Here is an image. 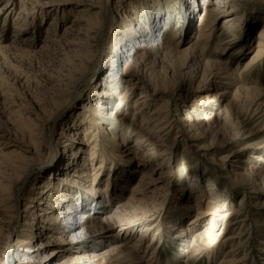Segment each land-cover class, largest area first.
Returning <instances> with one entry per match:
<instances>
[{"label":"bare ground","instance_id":"obj_1","mask_svg":"<svg viewBox=\"0 0 264 264\" xmlns=\"http://www.w3.org/2000/svg\"><path fill=\"white\" fill-rule=\"evenodd\" d=\"M149 1L150 4L142 0L135 6L138 7L143 2V5L139 6L144 11H153L147 15L150 21L152 15H155L152 21H155L153 24L156 28L152 27L151 30L143 27L140 20L134 17L138 12L137 7L133 6L129 10L124 8L118 28L113 30L119 8H123L121 3H126V0H100L98 5L84 1V5L90 9L88 11H99L100 21L77 18L67 25L60 35L57 34V22L50 23L38 54L40 59H44L43 62H47L51 77L58 82L60 88L49 100H45L44 105H36V111L31 113L34 119L28 117L24 120L26 127H23L19 140L15 138L12 145L0 143L4 145L3 148L0 145V248L7 252L6 257L4 256L5 262L0 264H17L20 253L24 258L22 264H46L48 260H44L49 255L44 257L43 261L31 260L30 257H37L41 251L47 250L54 243H64L68 240L71 244L74 238L80 235L73 234L68 237L63 233L81 225L88 224V227L85 226L86 230L91 226H100L97 232L109 231V228L113 227L110 222L112 219L115 220L114 226L119 228V232L110 239L125 236L124 242L110 247L101 256H68L61 264H94L100 257H106L103 264H155L152 260L159 257L158 247L162 248L165 243L160 230L163 217L155 222V215L163 207V203H159L162 187L158 184L168 170L165 158L167 149L162 142L166 141L167 138L164 137L173 129L172 124L181 126L183 132L191 139L190 134L200 133L202 121L206 117H213V111L227 107L234 100L245 102L243 94H246V98L249 95L254 96L251 99L254 104L255 99L264 92L258 88L244 87L242 80L244 72L260 67L259 64L264 60V24L256 31L253 54L243 66L239 62L244 58V51H249L246 44L251 43L253 37L249 38V34L247 36L243 33L239 36L231 34L232 38H229L224 34H229L232 27L238 29L242 26L241 20H236L233 11L226 9L225 0H202L204 9L198 17L199 23L196 27L192 25L195 11H186L184 15L188 27L182 32L184 39L176 46L168 31V22L172 20L165 11L168 8L163 9L160 0ZM9 3L10 1L5 4L0 17L11 6ZM186 3L189 1H179L182 8L187 6ZM146 5L149 8L144 7ZM220 13L226 15L222 22L223 32L218 34V39L214 42L213 34L217 28V19L222 16ZM28 14L25 7L20 9L16 19H20L23 24L16 26L18 28L15 30L20 38L14 33L12 39H15L6 44L0 37V52L14 48L27 55H35L30 49L31 41L23 39L28 29ZM163 14L166 15V20L160 21L158 15L162 17ZM109 22L110 34L105 41V30ZM176 24L179 25V21ZM96 25L100 26L97 31ZM195 28H198L197 36L192 40ZM69 35L72 37L68 38ZM124 37L131 39L132 43V40L136 39L134 44L142 48L143 52L136 55L134 50L129 49V44L125 43ZM149 41L150 44H144ZM186 44L191 45L185 47ZM96 46L97 53L93 56L91 50ZM228 53L231 57L239 58L233 60L230 57V61L223 59L222 56ZM108 62L110 70L104 74ZM120 63L125 67L124 72L119 75ZM199 75L201 79L197 87H190L185 83L188 78L192 80ZM89 80L91 84L87 86ZM209 80L210 85L207 84ZM84 87V92H79ZM233 88L235 92L231 95L229 90ZM133 89L139 91V96L133 106L135 109L134 116L130 119V127L136 126L139 121L141 125L136 133L131 135L124 120L127 119L131 108L129 100ZM212 89L215 90L214 94H210ZM158 98L167 99V111H163L164 108L161 107L155 108V99ZM228 98L231 100L228 101ZM170 102L175 104L176 114L173 117H170ZM224 102L226 104L223 106ZM254 106L257 107L252 114L264 112V105ZM210 111L212 113L209 114ZM221 112L223 110L219 113ZM35 121L40 124L34 126ZM61 121L60 131L55 133V130L54 134H51L49 129L52 124L55 123L56 126ZM34 130L38 136H42V142H36L37 135ZM204 131L206 130L202 132ZM132 137L135 138L134 145L126 140H132ZM43 145L48 146L50 151L45 160L39 158L40 147ZM12 147L15 150L3 151ZM126 152L128 157L125 160ZM233 163L236 165L232 166L230 173L236 178L250 174L253 179H257V175H254L256 168L247 169V172L240 166L246 163L244 160H235ZM44 169L50 170L49 177L53 176L43 182L37 181L38 177L31 181L34 175L42 173ZM241 170H244L243 174L238 172ZM107 171L108 176L104 179ZM57 172L61 173L60 177H57ZM157 172H160L158 180L153 178ZM128 173L132 179L138 173L141 175L126 202L121 203L123 196L118 193L127 189L125 183H128ZM89 179H92L91 185H87ZM199 179L203 182L201 177ZM114 183L118 187L116 190L113 188ZM206 183L207 187L211 186L208 181ZM187 186L189 192L182 197L185 202H179L181 208L173 205L180 211L172 214L173 217L170 218L173 219H170L172 222L168 223L166 232L168 234L176 229L175 219H181L182 215L189 216V212L193 208L196 209L194 218L180 229L176 237H170L179 246L185 245L191 237L190 247L185 251L188 254L185 264H196L199 258L237 238L230 236L224 239L226 230L232 227L231 222L237 219L239 210L238 213L229 211L231 197L229 198L227 192L217 193L214 187H210L205 194L198 182ZM253 192L257 194L259 191ZM112 200L115 204L109 209ZM244 200L245 198L241 200L239 206H243ZM192 201L194 204H189ZM110 212L113 213L109 216ZM219 224L222 227H218ZM21 227H26L28 240L19 242L17 238L16 242L11 244V239L19 235ZM136 228L140 230L139 237L129 243ZM37 231L40 233L38 236ZM194 231L197 232L193 233ZM157 240L160 243L155 248ZM3 243L7 245L4 249L1 247ZM239 244L234 245L218 264H244V259L237 257L239 253L236 252L241 248ZM21 246L26 247V250L21 249ZM152 250V256L143 261L145 252ZM62 252L64 249L60 248L52 251L50 255L54 258Z\"/></svg>","mask_w":264,"mask_h":264},{"label":"rangeland","instance_id":"obj_2","mask_svg":"<svg viewBox=\"0 0 264 264\" xmlns=\"http://www.w3.org/2000/svg\"><path fill=\"white\" fill-rule=\"evenodd\" d=\"M9 1L11 3V6L0 17V37H2L1 40H4L6 44H9L12 42V40L15 39H12V36L14 35L16 28H18L16 26L23 24L20 19L16 18L18 17L17 15L20 9L22 7H25L27 13H29L26 16L28 20V29L27 33L25 34L26 36H22V38L24 37L23 39L31 41L30 49L35 52V55H27L23 52H19L20 50L18 51L14 48H12L13 51L12 49H9L7 51L5 50L4 52H0V143H11L10 145H12L15 138L19 140V138L21 137V131L23 132L24 130L23 127H26V122L24 120L28 117L34 119V116L32 117L31 113L36 111V105L38 103L40 105H44L45 100H49L54 92L60 88L58 82H56V80L51 77L52 73L49 71L50 68L47 65V62H43L44 59H40L38 54V49L43 44V39H45V36L47 35L46 33L48 32L50 23L53 21L57 22V34L60 35L61 33H63L65 27L69 24H72V21L76 20L77 18H83L82 20L100 21L99 11L97 9L88 11V6L84 5V1H89L93 4L98 5L100 0H0V14L4 11L3 8ZM117 1L119 2L120 0ZM140 1L142 0H126V3H121V6H123V8H119V13L114 22L113 30L118 28L120 15L124 13L125 9L129 10L130 8L137 7L135 6V4H138ZM145 1V3L150 4L149 0ZM160 1L163 9H169H165V11H167V15H169V19H172L168 22V31L171 34L174 46H176V44H178L180 40L184 39L182 32H184L188 27V23L185 21V12L187 11V13H189L190 11H195L192 25H195L196 27V25L199 23L198 17L199 15H202L204 3L202 0H188L189 3L185 4L187 6H183L182 8L181 5H179L180 0ZM225 1L227 2L226 9L233 11L232 13H234L237 17L236 20H241L242 26H240L238 29L232 27L230 29L231 32H228L229 34H227L226 32H224V34L227 37L229 36V38H232L231 34H236L239 36L243 33H245L246 35L249 34L250 36L247 35L249 36V38L253 37L251 43L249 42V44H246V47L247 49L249 48V51H244V58L241 62H239L240 65L242 63V65L244 66V64L249 61L251 55L253 54L255 42L254 36L256 34V31L260 29L264 24V0ZM141 3L142 4L139 5H143V2ZM118 5H120V3H118ZM139 5L137 7L138 13H136L134 17H136L137 20H140L143 27L151 30L152 27H155V25L153 24L155 23V21H152L155 15H152L151 21L148 20V13H153V11L147 10L149 12H146ZM144 7L148 6L146 5ZM178 8L182 9L178 10ZM220 15L222 16H220L221 18L217 19V28L215 29L213 34V36H215V41L213 40L214 42H216V40L218 39V34L223 32L222 22L224 21L226 15L225 13H220ZM22 17L23 16L21 15L20 18ZM158 17L160 21L166 20V15L164 14L162 15V17L158 15ZM178 21L179 25L176 24ZM177 25L179 26V28ZM99 27L100 26L96 25V31L99 29ZM197 30L198 28H195L192 40L197 36ZM109 34L110 22L109 26L107 25V29L105 30V41L108 39ZM15 35L18 36L19 34L15 33ZM117 35L119 34L117 33ZM238 36H236V40L239 39ZM18 37L20 38V35ZM71 37L72 36L70 35L68 36V38ZM125 38L126 37L123 38L124 41L126 40L125 43L129 44V49L134 50V53H137L136 55L143 52L142 48H139L134 44L136 39H133L132 43L131 39L128 40V38ZM249 38L247 37V40H249ZM144 44L148 45L150 44V41ZM188 45L191 44H186L185 47ZM91 51V55L94 56L97 53V46L94 47ZM230 57L231 56L229 53L228 55L226 54V56H222L223 59H228L229 61L231 60V58L233 60L239 58L238 56H232L231 58ZM107 64L108 65L104 71V74H107L110 70V62H108ZM259 65L260 67L258 66L248 70L247 72H244V74L242 75L244 87L258 88L264 91V60ZM243 66H239V68ZM124 67L125 66L123 65V63H120L118 65L119 75L124 72ZM200 79L201 77L199 75L192 80L188 78L185 83L190 85V87H197L200 83ZM210 83L211 80L207 81V84L210 85ZM86 84L87 86L90 85L91 80H89ZM123 89L124 87L121 89L122 92ZM84 90L85 87L82 88L79 92H84ZM210 92V94H214L215 90L212 89ZM229 92L232 95L234 94L235 89L233 88L229 90ZM245 95L246 94L242 95L245 98L244 100H246L245 102H241L242 104L237 102V100H234L230 104L227 103V105L229 104L227 107H220L218 108V110L213 111V117H211L212 120L210 117H206L204 121H202V128L200 129V133H197L195 135L194 133L190 134L192 137L191 139L187 133L183 132L182 127L176 123L172 124L173 129L166 137H164L167 138L166 141L162 143L167 149V156L165 158H167L168 170L164 175V178L161 180V183L158 184L160 187H162L160 197H162L163 199L161 198L159 200V203L162 202L163 207H161L160 211L157 213V215H155V222L161 220V216L163 217V221L161 220L160 222V230L162 233L161 236H163V241L165 243L162 248H159L158 245L160 241H156L155 248L158 247L157 255L159 257L158 259H153V263L185 264L186 258L188 256L185 251L190 247L189 245L192 240L190 239L191 237L183 246H179L178 244H176L175 241H172L170 237H176V235H178V233L180 232V229L185 227V225H187L190 220L194 218L196 209L193 208L189 212V216L182 215L180 216L181 219L176 217L178 219H175L176 221H174V224H176V229L168 234L166 231L168 223L172 222V220H170L173 219L170 218L173 217L172 214H177V212L180 211L178 209L181 206L179 202H185L182 197L189 192V187L187 185L198 182L205 194H207V190L210 187H214L217 193L227 192L229 194V198L231 197L229 199V211L238 213L239 210V213L237 215V219L231 222L232 227L226 230L224 239H227L230 236H236L237 238L230 240L224 246L218 247V249L212 251L213 254H206L203 257L199 258L196 264H218L222 260V257L225 256V254H227L234 245H238L239 243L241 248L236 253H239V256H237L238 258L244 259V264H264V112L262 111L258 114H252L253 110L257 107L254 106V104L259 105V107L264 105V92L255 99L257 102L255 101L256 103L254 102V104L252 102L253 100L251 101L254 96L249 95L248 98H246ZM138 96L139 91L133 89V95L131 94V99L129 100L131 108L128 111L127 119L124 120L125 126L127 127V129L129 128L131 135L136 133L137 129H139L141 125V121H139L136 126L130 127V119H132L134 116L133 112L135 107L133 106L136 102V97ZM155 96H157V94H155ZM238 98L239 97H237V99ZM156 99L154 103L155 108L158 109L159 107H161L164 108L163 111H167V99ZM229 100H231V98H228V101ZM225 104L226 103L224 102L223 106ZM169 110H171L172 112L170 117H173V115L176 114L175 104L173 102L169 103ZM221 110H223V112L219 113ZM210 113H212V111H210L209 114ZM35 122L34 126L40 124L38 121ZM61 124L62 121L57 123L56 126L55 123L52 124V128L49 129V132H51V134H54V131L56 130L55 133H58L61 129ZM203 130L206 131L202 132ZM34 134H38L36 130H34ZM163 134H161V136ZM35 138L36 142H42V136L37 135ZM126 140L128 141L127 143L131 145H134L135 143V138H133L132 140L127 138ZM3 147L4 145H2V148ZM12 149L15 150V148L12 147L9 149L6 148L3 151L10 152V150L12 151ZM40 149L39 153H41V155L39 156V158L42 160L47 159L50 154L48 146L43 145L42 147H40ZM128 152L124 153L125 160L128 157ZM235 160H244L246 163L240 166L242 168H245L246 170L256 168L257 174L255 173L254 175H257L258 180L253 179L254 177L252 178V175L248 173L247 176L240 178H236L234 175H232L230 173V170L232 169V166L236 165L235 163H233ZM42 171V173H37V176L34 175L31 178V181H33L36 177H38L37 181L39 182L48 180L50 170L44 169ZM238 172L243 174L244 170ZM108 173V171L105 173L104 179L108 176ZM129 174L130 173H128L126 180V182L128 183H125V186H127V191L125 190V192L123 193H118L119 191H116L119 195L123 196L121 197V203L126 202L125 200L129 197L132 187L137 183L141 175L140 173H138L132 179V176ZM60 175L61 173L57 172V177H60ZM52 176L53 175H51L49 178H51ZM159 176L160 172H157V174L153 175V178L158 180ZM199 177L202 178L204 183L200 181ZM104 179L103 182L105 181ZM90 180L92 179H89L87 185H91L92 181ZM115 181H117V179ZM206 181H208L209 185L211 186L207 187ZM103 182L102 184L104 186ZM116 183H118V181ZM116 183H114L113 187L115 190L118 189V187L115 186L117 185ZM256 189L259 191L257 194L253 192L257 191ZM244 198L245 203H243V206H239V203ZM113 202L114 200L111 201L109 209H111L112 205L115 204ZM193 202L194 201H192L191 203L189 202V204H194ZM173 205L177 206L178 208L176 209L175 206L173 207ZM114 208L115 206L113 207V210ZM241 211H243V213ZM112 213L113 212H110L108 215L110 216L112 215ZM157 216H159L160 218H158ZM110 222L113 224V227L109 228V231L104 230L101 233L97 232V230L100 229V226H91V228L88 230L85 229V226L88 227V224L85 226H78L68 233H63V235H66L68 237L73 234L77 236L80 235V237L78 236V238H74V242H71V244H69V241L67 240L64 243H54L52 244L53 246H50L47 250L43 252L41 251V253L37 257L34 256L33 258H30L31 260L39 261V259H41V261H43L44 257L49 255L47 259L44 260L45 262L48 260L46 264H61L66 258H68V256L71 258L77 255L101 256V254L103 255L110 249V247L120 245V243L124 242L125 240V236H120L119 238L114 240L110 239L111 236H114L119 232V228L114 226L115 220L112 219V221ZM155 222L153 224H155ZM218 227H222V225L219 224ZM25 229L26 227L19 228L20 233H18L19 235H16V238L11 239V244H14L17 238L19 242L28 240L29 235ZM82 230L87 233L84 234ZM195 232L197 231H194L193 233ZM38 234L40 233L37 231V236ZM139 234L140 230L136 228V231L132 235L133 237L131 238V240H129V243L132 241L134 242V240L139 237ZM166 235H168V237ZM6 246L7 245L5 243L1 244L2 248H5ZM20 248L26 250V247L24 246H21ZM60 248L64 249V252L56 255L53 258L50 255L51 252L54 250H59ZM153 251L154 250L146 251L143 255V261H147L152 256ZM5 254H7V252H4V250L2 251V249L0 248L1 263L5 262ZM21 254L22 253H20V258L17 261V264L24 262V258L21 257ZM245 257L247 260L245 259ZM100 258L101 259H99L94 264H103V262L106 260V257L105 259L104 257Z\"/></svg>","mask_w":264,"mask_h":264}]
</instances>
